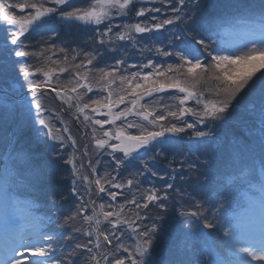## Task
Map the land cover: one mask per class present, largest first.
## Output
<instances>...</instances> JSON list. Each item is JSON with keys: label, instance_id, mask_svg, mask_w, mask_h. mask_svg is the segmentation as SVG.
Returning a JSON list of instances; mask_svg holds the SVG:
<instances>
[{"label": "snow or ice", "instance_id": "1", "mask_svg": "<svg viewBox=\"0 0 264 264\" xmlns=\"http://www.w3.org/2000/svg\"><path fill=\"white\" fill-rule=\"evenodd\" d=\"M168 2L171 3V0ZM46 4L53 6L49 7ZM134 4L135 0H91L88 7L82 8L73 5L72 0H22L16 3L10 0H0V23L6 26L4 28L6 35L3 43L0 44V81L7 84V87L0 89V118L5 122L14 120L17 116L20 119V123L12 132H5L3 137H0V147L4 150L2 168L5 176L4 186L0 187V199H3L9 208L8 222H17L15 215L17 210L23 213L20 218L24 220H28L31 215L27 205L13 195V187L32 185L44 176L43 170L36 165L34 156L23 149H18V132L27 125L29 120H32L40 126L36 129L37 132L47 129L44 135L48 139L59 141L61 146L65 139L71 141L73 147L76 145V140L71 135L65 138L60 134L61 130H54L49 118L44 115L48 109L42 103V98L46 91L50 90L69 107L73 106L74 101L77 114L82 115L85 122L99 126L100 136L96 135V128H93L95 147L111 149L110 155L116 165L114 171L122 166L126 168L137 160L140 161L143 171L137 169L130 173L132 178L126 180L129 188L138 184V177L145 172L158 177L164 185L162 189L153 186L144 190L141 193L143 203L138 202L135 197L116 207L110 203H100L91 209L90 215H84L87 211V202L78 205L75 213L65 217V224L69 221L75 222L77 216H81L83 223L89 226L88 229L81 225L73 227L72 231L90 238L94 236L95 240L88 239L86 243H76L69 256L83 249L89 254L86 257L87 264H102V261L103 264H184L179 260L165 261L160 256L159 245L163 244L169 249L173 246L172 237L157 222L164 219L163 215L157 214L150 224H145L143 221L148 217L141 216L139 212H135V220L129 219L124 214L126 204H135L139 209H148L150 205L159 209H167L165 201L169 199L168 190L170 189H174L181 195L184 194L181 189L175 188L173 183H169L163 175L154 170L147 161L140 159L141 150H144V154L153 151L150 157L152 161L165 155L164 148L171 150L174 155H183L180 152V141L176 137L178 134L185 133L186 130H193L192 136L196 138L195 141H189V153H192L193 149L199 152L201 147L207 149L206 138L212 135L211 130L208 132L196 130V123L187 122L183 118L190 114L197 118L199 124H204L206 120L222 121L234 107V102L239 103L247 97L249 98L248 111L251 116L257 118L253 121L251 128L259 134L260 147L259 178L257 179L255 175L257 169L253 162L248 169L249 182L256 180L254 187L260 195L248 201L246 212L252 216L259 214L261 239L259 246L252 243L248 246H238L240 245L239 225L225 228L223 235L230 238L232 255L240 254L239 264H249L248 258L256 262H264V0H260L259 4L242 2V0H237V2L216 0L215 3L203 6V8L214 9V12L208 11L207 13L203 11L201 0H176V4L171 9L175 15L164 18L160 22L149 24L146 20H142L122 26L115 25L121 29L114 33L117 41H135L134 34L155 35L167 25H184L182 28L177 27V30L170 34L172 39L169 40L168 48L145 45L140 50L143 53L154 49L163 57L174 58L175 62L165 65L149 58L147 63L128 65L138 70L127 75L120 70V66L126 64L124 58L116 59L114 66L90 67L99 53L86 52L83 49H72L73 54L69 57L68 50L61 47L58 51L65 53L62 61L52 60L50 56H46V63L40 66L28 64L23 59L29 56L44 55L43 52L27 51L28 44L22 38L26 39V34L37 31L47 19L53 16L58 15L60 21L69 24L79 22L84 25L100 26L106 21H111L114 14L126 15ZM11 9H19L21 13H24L25 9L31 11L25 15H17L11 12ZM160 11V8L141 7L136 10L135 15L145 17L148 12L158 13ZM232 11L244 16L252 23L259 30L262 38L259 41H253L251 47H246L245 50L223 54L220 49L211 46L209 33L214 20ZM151 19L155 21L156 17L152 16ZM113 27L109 23L103 32L98 33L100 45L112 42L113 36L110 34L113 33ZM51 49H56V46L53 44ZM81 54L84 59L80 63H74ZM143 69H151V71L144 72ZM69 70L73 73V77L68 81L72 85L70 89L66 85H53V77L59 80V75ZM209 73H211V78L217 82L216 88L211 90L214 99H206L204 92L193 90L195 83ZM20 77L23 78L24 83L20 82ZM117 82H119L118 85ZM113 85L117 87L114 88ZM25 88L26 92L23 91ZM96 88L106 95L89 98L85 102L87 94L92 93ZM168 90H175V94L171 97L175 101L174 104L161 105L158 101L141 103L145 97H152L154 94ZM18 97L20 99H17ZM191 100H195L199 107H187L186 105ZM121 105L124 107L116 111ZM89 113L102 114L107 118L93 119ZM129 116L137 119L129 121L127 119ZM117 121L125 123L117 125ZM257 122L258 128H256ZM105 125L114 127L105 130ZM131 129H136V133L129 131ZM68 131L67 127L63 129V132ZM256 142L253 132L249 133V139L237 138V142L233 145V156L242 157L252 149ZM116 153L121 155L116 156ZM52 155L54 163L59 154L54 152ZM198 161L199 156L196 161H189L188 169H197ZM65 163L71 165L73 176H79L89 184H94L98 193L107 192L113 201L120 193L111 191L110 188L123 189L126 186L124 183L117 182L116 176L107 172L103 176L89 180L88 176L80 172L83 163L78 167L74 154L70 155ZM89 167L93 173L96 172L91 161H89ZM169 179H175V177L171 176ZM75 191L73 187V192ZM193 207L195 210L179 212V216L184 218V237L176 241L177 248L186 247L188 237L193 233L212 235L211 231L205 234L202 229L219 231L217 223L205 216L201 203L197 202ZM219 211V207H214L213 215ZM137 220L140 221L139 224L136 223ZM104 222L110 224L114 231L102 230L100 226ZM121 225H126L131 230L129 239L134 241L131 246H127L122 241L126 233L120 231L119 235H116ZM56 239L57 237L44 231L29 232L23 247L25 252L39 258L35 264H63L62 261L51 257L54 251L52 243ZM64 239L72 240L74 237L69 235ZM114 239L118 241L115 244H113ZM102 243L111 247L104 248ZM89 244H92L98 251L93 252V247H89ZM118 252L127 255H117ZM109 257L112 259L109 260ZM13 264H21V262L16 260ZM67 264H73L72 260L69 259ZM200 264H232V262L229 260L217 262L201 254Z\"/></svg>", "mask_w": 264, "mask_h": 264}, {"label": "rangeland", "instance_id": "2", "mask_svg": "<svg viewBox=\"0 0 264 264\" xmlns=\"http://www.w3.org/2000/svg\"><path fill=\"white\" fill-rule=\"evenodd\" d=\"M10 2L16 3V2H22V0H10ZM90 2L91 0H72L73 5L82 7V8L88 7L90 5ZM211 3H213V0H211L208 4H211ZM174 4H176V0H171V3H169L168 0H135L134 6L126 15L121 16V15L114 14L111 21H106L105 24L100 25V26L84 25L79 22L71 23V25L66 29V31L68 32L69 29L72 27H75L74 31H77L78 28H80L81 30H83L82 32L84 34L82 35V37L85 36L84 39L92 40V41L94 40L95 44L91 46V51H88V52L95 51L99 53L98 55H96L94 59L96 61H98L97 59L100 57V52L101 51L103 52L106 49V54L105 56H102V60H101L106 65L98 66L97 62L94 61L93 65L90 67L102 68V67H107V66H114L116 59L124 58L126 60V64L121 65L120 70L124 75H127L130 72L138 70L137 68H131L128 65H131V64L140 65L142 63H147V60L149 58H151L153 61L157 63H161L165 65L168 63L175 62L174 58L170 59L167 57H163L157 54L154 49L153 51H144L143 53H141L140 50L144 48L145 45H148L149 47H151L152 45H155V46H163V47L168 48L169 40L172 39L170 34L175 32L177 30V27L182 28L184 27V25L183 24H179L176 26L167 25L165 26V29H161L159 33L155 35L150 34V33L134 34V36L136 37L135 41L115 40L114 33L121 30L120 28L115 27V25L122 26L124 24L141 22L142 20H146V22L149 24L160 22L164 18H168V17L175 15V13H173L171 10ZM201 5L203 6L202 2H201ZM46 6L51 7L53 5L46 4ZM141 7H144L146 9L160 8L161 11L158 13L148 12L146 13L145 17H137L135 15V12ZM209 9L210 8H203V11L207 13ZM28 11H31V10L25 9V12L21 13L19 9H11V12L17 15H25L27 14ZM152 16L156 17L155 21L151 19ZM222 16L224 17H220L213 21L211 31L209 34L211 37H213V39H211V42H212L211 46L213 48L220 49L223 54H229L228 52H230L232 47L240 46L241 44H243L244 40H247L248 42L252 43L253 41H259L262 38L259 30L253 24H251L250 26L241 27L235 32H233V30L227 31L229 30V28H231L227 24L229 22V19L226 18L225 14ZM109 23H111L114 26L113 33L110 34L113 36V40L110 43H106L105 46L101 45L98 49L97 46L99 45V42H98L99 40L91 39V38L97 37L98 33L103 32L105 30V26ZM66 24H69V23L60 21L58 18V15L53 16L50 19H47L41 25V27L37 29V31L26 34V39L22 38L25 40V43L28 44V48L26 50L29 52H35V53L43 52L44 53L43 50L45 47L40 46V44H37V43L46 45L52 42L51 44L58 45L59 48L63 47L67 49L68 50L67 52L69 51L72 52V49H83L84 51L87 52V49L83 47L82 43H80L79 45V43L73 42V40H71L70 38H66V39L63 38L65 33L61 27H65ZM5 27L6 26H4L2 23L0 24V44L3 43L4 37L6 35V32L4 30ZM229 33H231V36L225 37ZM61 36L62 38H59ZM142 36L146 38H141ZM34 39H36L37 41H35ZM176 43H179V41H176ZM70 45H73L72 49H70ZM114 49L117 50V52H114ZM51 54L52 53H50V55L49 53L48 54L44 53L43 56H29L23 59L28 64H32L34 66H40L46 63L45 57L51 56ZM51 59L61 60L58 56L55 57L54 54L51 56ZM83 59H84V56L83 54H81L77 57L75 62L80 63L78 62V60L81 61ZM142 71L147 72V71H151V69H143ZM64 75L65 74H60L59 80H57L56 77H53V85H57V84L66 85L70 89L72 85L69 84L68 81L73 77V74L66 75L65 77ZM93 75H95V73H93ZM40 78L43 79L42 76H40ZM204 78L206 80L205 86L201 92H204L206 99H211L209 97V94L211 93V90H213V87L207 84L208 82L207 78H209V76H204ZM19 79L21 83H24L22 77H20ZM118 84L119 82H117V85ZM117 85H113V87L115 88L117 87ZM5 87H7L6 82L0 81V89L5 88ZM17 87L19 86L17 85ZM193 90H195V88H193ZM23 91L26 92V88L23 89ZM51 93L53 94V92H51L50 90L46 91L45 95L42 98L43 104L45 101H48V100L51 102L52 100L50 96ZM174 94H175V90H168L164 93L154 94L152 97H145V100L141 101V103H145L148 101H158L159 104L161 105L174 104L175 101L171 98ZM101 95H106V93L100 92L99 88H96L94 89L92 93L87 94V96L85 97V102H87L89 98H96ZM17 99H20V98L18 97ZM57 102L61 103V100H57ZM54 106H56L55 102H54ZM186 106L192 107V108L199 107L196 104L195 100L189 101ZM123 107L124 105H121L120 108L116 109V111H120ZM47 109L48 111L45 112L44 115L49 118L54 130L56 129L61 130L60 134H62L65 138H67L66 132H63V123H64L62 120L63 115L61 111L59 110V108L47 107ZM89 114L92 115L93 119H106L107 118L106 116L102 114H93V113H89ZM33 115H34V111H33ZM73 116L77 117L75 115ZM250 118L251 120L248 118L246 119V122L249 128L244 130V133L246 132V137H244L241 134H238V133L235 134L233 130L229 127V124H228L229 116H227L226 119L222 121L212 122V121L206 120L204 124H199L197 122L196 117L190 114L186 115L183 119L190 123H196V130H202L205 132H208L209 130H211L212 135L206 138L208 147L207 149L201 147L199 152H196L195 149H193V152L189 153V147H190L189 141L190 140L195 141L196 138L192 136L193 130H186V133L178 134V136L176 137V139L180 141V152H182L183 155H179V154L174 155L173 152L170 150L172 155H169V157L171 159H174L175 161L180 160L179 162L181 163H182V160H185V157H187L186 161L188 163L189 161H196L197 156H199L203 160L204 165H207V163H209V165L211 166V168H207V170L210 173L212 171V168L217 165V157L219 159L224 160L227 154L229 153L231 160L237 159L236 157L233 156V145L237 142V140H233V139L239 138V136L243 137L244 139H249L248 132L252 130L251 132L255 134L257 142L253 144L252 149L250 151L246 152L242 157L238 159H242L244 161H249L252 163L253 162L259 163V158H260V147L258 144L259 134L258 132H255V130L251 128L252 121L256 120L257 118L253 116H250ZM127 119L131 121V120H136L137 118L134 116H129ZM84 122L85 121H83V123ZM173 122H177V121H173ZM19 123H20L19 116H17L14 120H9L7 122H5L2 118H0V137H3L5 132H12ZM122 123H125V122L117 121V125H120ZM89 124L92 126V128H96V135L100 136L101 130L99 129V126L93 125L91 122H89ZM3 127H6V128L1 130ZM113 127H114L113 125H105V130H108ZM39 128L40 126L38 124H35L32 120H29L27 122V125L21 131L18 132V137H19L18 144H17L18 149H23L24 151L32 154L34 156L35 161H36L35 156H37L38 153L48 150L54 145H55V150L58 149L59 151L62 148L61 152L65 156H67L68 159L70 155H73V154L76 157L77 161L83 158L82 156H80L79 150L76 149L77 146L76 145H75L76 147L72 146L71 141H68L67 139H65L63 146H58L60 144L59 141L50 140L44 135L47 129H43L40 132H36V129H39ZM129 131L135 134L137 130L131 129ZM73 138L76 140L77 136L73 135ZM214 141H217L216 147L212 146ZM182 142L186 143L185 149L188 150V152L186 153L182 151V147H183V145H181ZM35 145H40V147H38L37 152H35L33 149ZM86 146L92 147L91 155L93 156V158H95L93 164L94 166H97L96 171L100 168V162H102L103 160H105V162L107 163L109 167H112L114 169L116 168L115 161L113 160L112 155H110L111 152L109 149L107 148L97 149L95 147L94 139L92 140V143L88 142V139H87ZM65 147H67L66 150H65ZM3 151H4L3 148L0 147V157ZM58 151L56 153H58ZM115 155L120 156L121 154L116 153ZM152 155H153V151H149L147 154H144V150H141L140 159L147 161L149 165L153 167L154 170L158 171L161 175H163L165 179L168 180L169 183H173V179H169V177L171 176L159 168V166L157 165V160L152 161L150 159ZM205 161H207V163H205ZM37 166L43 170L44 176H42L41 179L35 181L32 185H22L23 190L20 189L19 191H14V192L12 191L16 199H18L21 202H24L27 205V209L28 211H30L31 215L28 220H24L20 218L23 213L20 210H17L15 212V215L16 217H19L18 218L19 223H17L14 226L7 225V227H5L6 228L5 231L0 232V256L3 257L1 264H13V261H16V260H19L21 264H35V261L39 258L32 256L31 254L25 252L23 245L25 242V238L27 237V234L29 232H35L41 227L42 224L40 221H38L39 219L45 221V219L47 220L49 216L53 217V215L56 214L55 213L56 211H60L62 215L61 216L62 219L58 221L59 232L56 233L57 235L55 237H57L56 240H60L62 242L63 246H68L67 241L64 239V237L67 236V233L70 229H72L73 227H80L82 224H83V227H89V226L83 223V219H78V218H76L75 222L69 221L68 224H65V217L70 216L73 213H75L78 205H80L81 203H84V201H86L87 199L91 200V205L93 207L98 206L100 203H105V204L110 203L111 204V201H113L108 195H104L107 192L98 193L96 191V186L92 187V185H89L88 182L86 181L83 182V180L79 176L74 177L72 174L66 178L61 173L57 172L58 176H57L56 184H45L48 180V175L45 171L46 168L41 163H39V165ZM137 169L143 171L142 165L140 164L139 160L135 161L132 165H128L126 168L122 166L121 168L117 169L116 171H114L117 182L124 183L126 185V180L132 178L130 176V173L137 171ZM99 176H103V175H100L99 173ZM246 177L248 176L246 175ZM77 178L79 179L80 182H78ZM138 180H139V183L134 184L131 188H129L126 185L123 189H112V190L122 195L129 193V195H131L129 197V200L135 197L137 201H141V203H143V198L141 196V193L144 190L149 189L153 186H155L156 188L162 189L164 186L163 182L158 177H153L151 176L150 173H147V172H145L142 176H139ZM244 180L246 181V179ZM0 187H1V179H0ZM73 187H75L76 189L75 192H73ZM106 187H109V186H106ZM251 190H255V191L257 190L256 187H254V184L250 186L245 184L244 194H246L245 202L247 204H248V201L251 199L250 197H248L249 194L251 193ZM23 191L26 193L27 191L29 193L32 192V196L34 195L33 196L34 199L40 205V208H39L41 211L40 214H35L39 212L38 210H35V211L30 210V208H32V205H34V203L29 197L24 195ZM238 194H240V192H238ZM173 199L176 202L174 200L170 201L171 209L173 208V205L175 203L178 204L177 198L174 197ZM84 215H88L87 212H85ZM42 216L43 218L45 217V219H43ZM231 225H239L238 239L240 240V245L238 246H248L249 243L259 246V242L261 239V222H260V217L258 213L255 216H252L246 212V209H242V211L233 219L231 224L229 223V221L226 222V228L230 227ZM127 230L129 231V233H126V235L122 238V241L127 246H131L134 243V241L132 239H129V235L131 234V231L128 227H127ZM120 231H121L120 229L116 231V235H119ZM229 240L230 238L228 237L226 257L228 258V260L232 262V264H239L240 254H237L236 256L232 255V249H231ZM210 244L211 243L205 246H201L199 250H202V253H204L203 255L205 258L215 259L217 262H220V259H221L220 256L216 253L215 248ZM117 255H127V254L123 252H118ZM248 262L249 264H264V262L252 261L250 258H248Z\"/></svg>", "mask_w": 264, "mask_h": 264}, {"label": "trees", "instance_id": "3", "mask_svg": "<svg viewBox=\"0 0 264 264\" xmlns=\"http://www.w3.org/2000/svg\"><path fill=\"white\" fill-rule=\"evenodd\" d=\"M210 1L211 0H201L203 6L207 5ZM215 2L216 0H213V3ZM224 2H227V0H224ZM232 2H237V0H232ZM242 2L259 4L260 0H242ZM209 11L214 12V9H209ZM224 14L226 15V18L229 19V22L227 24L229 25V27L233 29H237L241 25L247 26L250 23L247 19L244 18V16H241L235 13L234 11L226 12ZM211 39H213V37H211ZM88 42L89 41L84 39L81 43L84 46ZM246 47H251V44H245L242 47H237L233 49V52L245 50ZM205 76H209V78H207L208 80L207 84L212 86L214 90L217 86V82L211 78V73ZM205 81L206 80L203 77L202 80L195 83L194 91H202V89L205 86ZM50 96L52 98L51 102L49 100L45 101L44 105L46 107L59 108V110L61 111V107H62L61 104H63L64 109H65V112L62 113L63 119L66 122L73 124V126H78L79 123L74 122V120L70 116H68V114L70 113H73V114L77 113L76 108L74 106L75 102L73 101V106L69 107L68 104L58 103L57 102L58 99L56 98L55 95L50 94ZM209 97H214V96L210 93ZM54 102L56 103V106H54ZM248 106H249V98L246 97L244 100H241L239 103L234 102V107L230 109L227 115L229 116V119H228L229 127L233 130L235 134L238 133L244 137H246V132L244 133V130L249 128V126L247 125L246 119L248 118L251 120L250 118L251 115L248 111ZM258 127H259V124L257 122L256 128ZM81 133L82 132H79V133L77 132L76 141L79 143V146H81L85 151L90 152L91 147L86 146L87 137L85 138V140L79 138ZM240 137L241 136H239V138ZM233 140H237V138ZM164 149H165V152H167L168 157L166 156L167 162H166V159L162 161V164H163L162 167L171 176H175V182H180L185 188H187L186 193L188 197L192 198V200L179 201L177 199L178 204L175 203L172 209L170 208L171 205L169 201H165V204L167 205V209H159L155 207L154 205H150L148 209H139L136 207L135 204H126L125 209H124V214L129 219L135 220V212H139L141 216L148 217V219H145L143 221V223L145 224H150L152 222V218H154L157 214L163 215L164 219L162 221H157V222L161 224L165 232L168 233L172 237L173 246L171 247V249H169V248H166L165 245L163 244L159 245L158 250L160 251L161 258L165 261H171V260L183 261L184 264H200L201 255L198 252L200 251L199 248L201 246H205L207 244V241H206L207 236L210 238V240L215 245L216 244L226 245V239H228V237H225L223 235V230H224L223 220H224V214L227 211V207L229 206V203H228L229 201H226L225 198L226 196L229 195L230 192L233 191V188H234V187L231 188V185L228 184L229 179L231 175L233 174V169H230V167H227L228 164L224 162L223 159H219L217 165L215 166V172L213 171L212 173H209V171L205 169L204 166L202 165V162H203L202 159L199 158L197 169L190 170L188 169V164H186L184 161H182L181 163L179 162L180 160L175 161L174 159H171L169 155H172V153L168 152L166 148ZM61 153L59 154L60 164H58L56 161L53 163V155L49 153H45L39 157H36L35 163L37 165L41 163L46 168L45 171L48 175V180L45 184H56L57 176H58L57 172H59V170H60V173L66 178L69 177L70 174L72 173L71 165H68L65 163V161L68 159L67 156H65L62 153V156H63L62 158ZM81 161H82L81 163H83V170H84L85 175L91 177V173L89 172L87 166L85 165L84 156L81 159ZM173 169H175V171H173ZM181 177H183V179H181ZM20 189H22V185H16L13 187V191H19ZM31 195H32V192L29 193L27 191L26 196H31ZM221 196H223V200H221ZM171 197H175V196H170V198ZM120 198H121V202L119 200L115 201L113 203V207H116L120 204H125L127 199H125L124 196ZM171 200H174V199L171 198ZM84 202H87V211L85 212H87V214L90 215L91 209L93 208V206L91 205V200L87 199ZM197 202L203 205L205 216H207L213 222L217 223L219 231L202 229L203 233L206 234L211 231L212 235L209 236V235H201L199 233H193L188 237V242H187L186 247L182 246V247L177 248L175 246L176 241L184 237V218L179 216V212L195 210L193 206ZM214 207L220 208V211L215 213V215H213ZM55 213L56 214L53 215L52 229L57 231L59 229V225H58L59 217L62 215L60 211H56ZM77 218L82 219L81 216H78ZM136 223L139 224L140 221L137 220ZM100 227L102 230H104V228L112 229V226L108 224L107 222H104L103 224H101ZM123 227H126V225H121L120 228H123ZM85 228H88V227H85ZM69 234L70 233H67L68 236ZM88 239H93L94 241L95 237L93 236L91 238H88L80 233L78 238L74 237V239H72L73 241L68 242V245L70 247L63 246V244H60V245L58 244L54 246L53 248L54 251L51 253L52 259L60 260L63 262V264H67V261L69 259L72 260L73 264H87L86 257L89 254L83 249L77 250L76 253L73 254L72 256H69V253L71 252L72 248L74 247L76 243H86ZM115 243H117V241L114 239L113 244ZM88 246L93 247L92 244H89ZM102 247L108 248V246L103 243H102ZM97 251L98 250L93 247V252H97ZM111 259L112 257H109V260Z\"/></svg>", "mask_w": 264, "mask_h": 264}]
</instances>
